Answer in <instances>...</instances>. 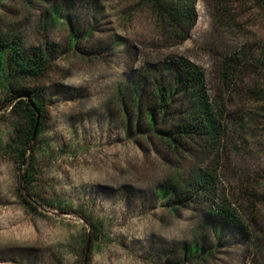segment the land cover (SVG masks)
<instances>
[{"label":"rangeland","instance_id":"obj_1","mask_svg":"<svg viewBox=\"0 0 264 264\" xmlns=\"http://www.w3.org/2000/svg\"><path fill=\"white\" fill-rule=\"evenodd\" d=\"M197 13L177 44L142 0H0V34L55 49L45 75L21 84L46 111L24 160L27 122L0 85V264H264V67L224 75L235 54L264 52V2L199 0ZM178 57L204 70L225 108L208 159L195 142L173 151L167 126L148 123V91L171 81L159 67ZM198 167L217 171L245 231L197 196L159 192ZM197 240L203 255L183 257Z\"/></svg>","mask_w":264,"mask_h":264},{"label":"trees","instance_id":"obj_2","mask_svg":"<svg viewBox=\"0 0 264 264\" xmlns=\"http://www.w3.org/2000/svg\"><path fill=\"white\" fill-rule=\"evenodd\" d=\"M142 1L157 17V20L163 23L170 39L175 40L177 44H182L190 39L198 22L197 5L199 0ZM261 1L264 2V0ZM23 38L21 32L15 29L0 34V85L8 95L4 102L11 107L12 115L23 116L27 122L26 140L22 144V148L25 149L21 150L24 160L29 146L37 138L33 139V132L37 124V112L41 114L38 136L45 122L46 111L42 98L21 84L26 79H40L45 75L52 65V60L55 59V49L46 44L44 48L39 47L28 52ZM256 51L253 52V48L244 49L226 61L225 79L229 80V75L238 69L248 71L264 67V52ZM159 69L169 72L171 81L153 83L152 88L148 91V102L147 105L145 104L148 123L153 125L156 121H160L161 124L167 126L164 132V141L173 151L183 149L189 141L195 142L208 159L214 151L218 150L224 136L222 119L225 115V108H221L211 98L206 74L196 64L179 57L170 58ZM33 104L36 109L33 108ZM143 108L138 103L139 111ZM7 147L12 148L11 145ZM16 152L20 151L16 150ZM159 192L162 195L179 194L184 201L192 200L197 196V198L210 203L212 207H216L215 214L219 216V219L245 231L244 220L227 200L221 199L219 175L215 169L201 171L198 167L192 172L187 185L177 188L168 183L160 187ZM221 200L222 205L217 206ZM252 215L253 213L250 212L248 216L253 224L251 236L258 238L257 233L262 228ZM218 222L215 223L218 224ZM260 246L258 243L257 249ZM181 249L183 257L194 258L204 253V247L200 246L198 240L192 243V246L183 245Z\"/></svg>","mask_w":264,"mask_h":264},{"label":"water","instance_id":"obj_3","mask_svg":"<svg viewBox=\"0 0 264 264\" xmlns=\"http://www.w3.org/2000/svg\"><path fill=\"white\" fill-rule=\"evenodd\" d=\"M32 106L34 109H36V106L34 104ZM40 120H41V114H40V112H37V124H36V127H35L34 132H33V139H35L37 137V132H38Z\"/></svg>","mask_w":264,"mask_h":264}]
</instances>
